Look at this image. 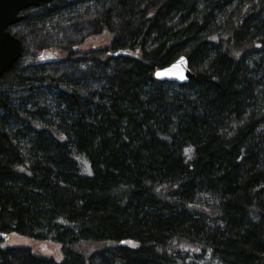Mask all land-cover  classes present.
Instances as JSON below:
<instances>
[{"label": "trees", "instance_id": "trees-1", "mask_svg": "<svg viewBox=\"0 0 264 264\" xmlns=\"http://www.w3.org/2000/svg\"><path fill=\"white\" fill-rule=\"evenodd\" d=\"M22 13L0 76V264H264V0ZM180 56L193 79L155 78ZM13 232L59 257L3 248Z\"/></svg>", "mask_w": 264, "mask_h": 264}, {"label": "water", "instance_id": "water-1", "mask_svg": "<svg viewBox=\"0 0 264 264\" xmlns=\"http://www.w3.org/2000/svg\"><path fill=\"white\" fill-rule=\"evenodd\" d=\"M53 0H0V76L10 69L22 56L23 43L10 30L14 24L24 19L22 11L41 4H49ZM183 58V60H181ZM160 73V75H157ZM155 78L160 81L187 83L195 77L185 56H180L171 64L158 68ZM183 77V78H181Z\"/></svg>", "mask_w": 264, "mask_h": 264}, {"label": "rangeland", "instance_id": "rangeland-1", "mask_svg": "<svg viewBox=\"0 0 264 264\" xmlns=\"http://www.w3.org/2000/svg\"><path fill=\"white\" fill-rule=\"evenodd\" d=\"M14 29V28H13ZM193 156V150L190 147L184 149V158L187 162L191 160ZM3 248L8 246H25L30 247L34 253L44 256L59 257V248L52 244L44 241H35L29 237L20 235L18 233H11L5 236L4 241L1 243Z\"/></svg>", "mask_w": 264, "mask_h": 264}, {"label": "snow or ice", "instance_id": "snow-or-ice-1", "mask_svg": "<svg viewBox=\"0 0 264 264\" xmlns=\"http://www.w3.org/2000/svg\"><path fill=\"white\" fill-rule=\"evenodd\" d=\"M181 60H183V58H181ZM157 75H160V73H157ZM181 78H183V77H181Z\"/></svg>", "mask_w": 264, "mask_h": 264}]
</instances>
